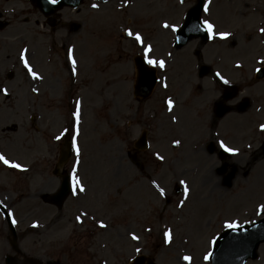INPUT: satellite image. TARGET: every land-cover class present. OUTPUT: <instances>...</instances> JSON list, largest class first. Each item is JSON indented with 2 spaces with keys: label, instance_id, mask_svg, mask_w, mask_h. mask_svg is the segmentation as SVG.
Returning a JSON list of instances; mask_svg holds the SVG:
<instances>
[{
  "label": "rangeland",
  "instance_id": "374dc122",
  "mask_svg": "<svg viewBox=\"0 0 264 264\" xmlns=\"http://www.w3.org/2000/svg\"><path fill=\"white\" fill-rule=\"evenodd\" d=\"M116 1L121 4L124 2L127 6L119 5L121 9H118ZM194 1L190 0L181 6L175 0H84L76 10L60 11L57 25L50 28L44 23L38 10L27 0H0V17L9 23L6 29L0 31V43L4 42L7 52L4 55L3 50L0 52V68L4 66L6 55L9 57L14 55V62L17 65L15 72L21 71V78L25 82L24 96L26 95L28 104L33 102V106L35 104L41 106L43 132L41 157L44 166L55 164L53 137L59 135L63 129L71 127V110L72 108L75 110L77 101L80 102L77 136L80 155L76 157L72 153L64 168L71 173L73 164L79 161L76 175L86 191L83 194L78 193L75 197L69 196L64 205L62 218L72 215L75 204L84 199L90 204H102V211L97 209L96 212L102 215V221L106 225L102 230V258L100 257L104 264H118L120 259L126 264L136 255V247L141 248L140 255L152 258L155 264H185L181 259L185 255L191 258L188 264H210L202 256L205 257L210 252L211 242L225 229V223L236 222L240 225L256 220L259 217L257 209L264 205L262 158H257V161L249 166L247 163L249 152H238L235 157L227 159L229 167L221 174L216 171V167H220L223 161L205 151L203 144L208 141H213L216 145L218 140H222L231 148L237 147L233 144L235 141L224 138V135H234V132L227 128V122L232 121L234 117L229 116L225 122L218 124L215 131L217 135L200 138L198 144H201L202 148H199L201 151L197 155H194L193 145L185 144L183 147L182 137L170 136L185 135L182 132L186 125H189L190 139L193 141L199 139L197 135H192V132L198 129L196 124L199 123L196 108L201 104L205 105L204 98L211 93L208 86L199 97L192 93L193 87L198 83L191 70L187 72L190 63L185 53L172 54L171 57L175 60L178 55L173 65L170 87L180 100V105H177L174 112L178 123L166 126L163 135H154L155 132L148 134L150 148L145 154L149 156L148 169L145 171L152 176L151 181L165 190L169 203L165 204L164 199L150 186L146 176L133 168L126 157V152L132 149L140 130H147L152 124L149 115L154 114L158 107L162 108L161 101L165 94L157 86L147 102H136L129 95V87L125 83H121L122 89L115 88L120 78L129 80L134 78L132 60L135 55L142 53V49L136 47L124 32L127 29L144 36L154 47L153 58L158 59L157 57L164 55L165 52L173 51L172 34L169 29L162 30L160 23L169 21L170 24L180 26L181 22V18L173 23L168 18L157 16L159 5L165 4L169 11L173 12L172 17L178 18L176 14L179 13L182 17L185 9ZM250 3L256 5L255 7L262 6L264 0H250ZM93 4L97 7L93 8ZM213 12L221 17L217 25L237 32L238 39L236 46L229 47L227 55L220 56V60H217L214 47H205L204 60L216 67L223 66L231 57L246 58L255 55L257 50L248 47L249 44L242 34V29L246 30L247 27L246 25L241 27L244 23V12L240 10L239 0H218ZM71 24L78 27L73 28ZM78 34V41H83L84 46L77 42ZM255 35L262 44L263 38ZM53 42L56 43L58 48L55 47V50L58 49L59 53L54 50ZM253 42L252 40L250 44ZM66 45L67 47L72 45L75 49V67L80 79L77 82V78L71 75L73 67L67 63L64 56ZM202 47L198 40H194L185 46L183 52L201 50ZM20 49L27 50L25 57L33 72L41 76L40 80L29 76L28 70L18 61ZM48 51L49 65L46 67L43 58ZM262 55L261 50L259 57ZM42 68L46 72L45 76L42 74ZM169 71L170 69L164 73L167 78ZM17 76L20 77V74ZM101 76L102 101L99 95ZM209 78L205 81L208 82ZM4 84L14 88L18 81L9 80V83ZM36 90L39 95L35 99ZM160 114L161 111L158 110L156 118H159ZM258 120L260 123L264 121V117ZM156 123L155 119V125ZM155 127L153 124L152 130ZM262 138L264 135L259 137L255 135L252 148H257ZM60 142L61 139L58 140V148ZM171 142H175L177 148L181 144L178 155L172 150ZM15 148L12 145L7 149L10 151V158L19 152V149ZM2 149L3 145L0 146V150ZM37 152L28 151L26 160L24 154L20 153L21 160L18 163L22 167L24 163L28 166L29 161L34 156L37 157ZM157 154L163 156L165 161L173 155L179 157L176 167L171 168L175 171L173 175L168 171L167 165L155 159ZM232 166L236 168L239 166L238 176L231 181L228 188L224 185L223 179L231 171ZM29 170L30 166L27 167L25 177L20 178V185L15 184V188L12 187L11 190L0 189V202L6 205L8 211L10 208L15 209L13 219L16 221V229L24 230L19 232L23 233V236L19 237L21 253L18 258L21 262L24 258L28 261L34 257L40 246L42 248L57 246L60 241L67 238L71 227L64 225L63 229L57 230L54 234L53 229L49 230L41 237V242L34 233L35 228L30 227V224L36 222L34 211L31 214L29 212L30 208H34L31 205L33 202H17L18 204L13 206L17 198L22 196L20 193L23 192L21 189L24 186L30 193L38 189L35 168L32 167L30 172ZM6 172H0V185L4 181H13V175ZM181 180L185 181L190 194L184 205L177 207L178 203L184 200ZM10 184L14 185L13 182ZM175 186L180 187L179 194L174 193ZM53 188L55 184L49 191ZM8 197H15L16 200L9 202L6 200ZM121 213L125 216L119 217ZM42 216L46 221L52 219L46 211L42 212ZM25 227L28 228L25 230ZM3 228V218L0 215V264H3L4 255L8 250ZM145 228L151 231L146 232ZM166 230L170 231L172 236V241L167 246L163 243V232ZM132 234L139 237L138 242L131 240ZM247 264H264V243L258 249V257L249 260Z\"/></svg>",
  "mask_w": 264,
  "mask_h": 264
},
{
  "label": "flooded vegetation",
  "instance_id": "af4514ba",
  "mask_svg": "<svg viewBox=\"0 0 264 264\" xmlns=\"http://www.w3.org/2000/svg\"><path fill=\"white\" fill-rule=\"evenodd\" d=\"M232 58L233 57H231L230 59ZM230 73H231V70L229 68H227L224 71V74L226 75H229ZM217 84L218 82L208 86L210 87L211 93L209 94L207 98H205V100H208L210 99V97L217 94L216 99L212 103V106L215 105V107H213L211 114H210V121H209L210 127L198 128V130L192 132V135H215L214 130L218 123V120L216 119L217 116H216V111H215L216 103L219 101L222 102V99L224 98V96L230 95L229 89L226 86H224L223 84H219V85ZM204 91L205 90L202 89L201 86H197L195 89H193L192 93L195 94L197 97H199L201 93ZM243 92L244 90L237 86L235 92L233 93L232 98L227 103H225V105L229 108V113L238 115V116L244 115V114H251L252 118H255L256 116L259 119L263 118L264 117V106L260 104L259 101L261 100L258 99L259 97L262 96V93H260L259 91H256V92L252 91L247 95H243L242 94ZM242 103L247 104V106L243 110H241ZM40 107L41 106L38 105V115L36 116V122L34 126L36 130H35V135L33 137V135H27L28 132L24 124V119L21 116V111L23 107L21 109H18V113L16 114L13 108L6 107V106H0V112L7 109L8 112L10 113L8 120H10L11 118L13 119L11 123L0 127V144H3V146L6 147L7 149L11 147L12 145L16 147L15 149H18L21 143L23 142L17 141V139L19 138V136L17 135H22V137L24 138L23 139L24 143L28 142L30 149H31V145L33 142V138H34L35 143H36V149L39 150L41 132H38L39 130H37L36 123L37 122L41 123L42 116H41ZM200 108L203 109L205 108V106L201 104L199 108H196L197 113H199V115L201 114V112L198 111V109ZM154 116H155V110H154V114H152L153 118ZM151 120L153 122V119ZM251 126L252 125L248 127V131H247L249 135H264L263 133L257 132L256 126L254 125L252 127ZM198 127L200 126L198 125ZM199 131H201V133ZM189 135L191 134L189 133ZM28 136H29V139H27ZM5 155H7V153ZM137 155L142 165L148 163L147 158H142L141 154L140 155L137 154ZM39 169L40 168H38V170ZM37 172H38L37 179L38 181H40L41 175H42V169H40ZM234 172H235V168H234ZM8 174L13 175L14 186L15 184L20 185L21 184L20 178L25 177V174L24 175L16 174L14 171L8 172ZM35 201H37V198L35 199ZM13 205H15V203ZM35 211L42 212V199L40 198H38V203L35 204ZM61 217H62L61 214H57L54 217V219L50 220L51 222H48L49 224L46 225V230L52 226L62 227L64 226V224H69L70 222H72L71 219H68V218L63 219ZM91 226L92 225L89 220V221L82 223L80 226L75 227V230H73L72 236L69 237L70 239L66 242V244L64 246H61V248L56 249V251L51 252L50 259L43 258L42 255L38 254L36 256V259L34 260L35 262L34 264H102V262H98V255H97L99 253L98 238L100 237V234H95L92 231H90ZM43 229H44L43 225L38 226L36 229V236L39 237L40 239L44 233ZM41 249H38V250L41 251ZM16 252L18 251L16 250ZM23 264H25L24 261H23Z\"/></svg>",
  "mask_w": 264,
  "mask_h": 264
},
{
  "label": "snow or ice",
  "instance_id": "6c2138e0",
  "mask_svg": "<svg viewBox=\"0 0 264 264\" xmlns=\"http://www.w3.org/2000/svg\"><path fill=\"white\" fill-rule=\"evenodd\" d=\"M180 3H183L184 0H179ZM47 3L49 4H56L58 3V0H47ZM208 4H209V0H203V11L205 13V15H207L208 13ZM93 8H96L97 5L93 4L92 5ZM161 27L168 29L169 27H171V31L173 33L177 32V28L174 25H169L167 23L162 24ZM198 31H203L207 34V37L209 40H212L214 38H218L220 40H225L227 39V37L230 35V33L227 32H219V33H215L214 35V25L212 23H210L207 19H203L199 21V24L197 26ZM262 34H264V28H261L259 30ZM124 35L131 38L132 40L135 41V44L137 46H140V48L142 49V57H143V63L144 65L148 66L149 68H159L161 71H164L165 69V65H166V61L163 59H155L153 58V47L151 44L145 43L143 37L139 34V33H133L130 30H125ZM26 49L21 51L19 54V59L20 62L22 63L23 67L25 69L28 70V74L29 76H31L33 79H41L40 76H38L36 73L33 72V70L31 69V67L29 66V63L25 57V53H26ZM72 49H69V62L72 64L73 69H75V60L72 58L71 53H72ZM170 55V54H169ZM258 63H260L258 61ZM237 68L240 67L239 64L236 65ZM257 71H259V69H257ZM73 76L76 75V72L73 71ZM214 75L216 76V78L220 81V83L227 85L229 84V81L227 79H224L220 73H214ZM164 87H166L167 85H163ZM0 92H3L5 95H7V92L4 89H0ZM168 110L171 112L173 110V102L171 99L165 101ZM80 102L77 101L76 102V108L75 110L72 112V118H73V125H72V144H71V148H72V153L74 156L78 157L80 155V150L77 144V136L79 135V130H78V125H79V120H80ZM173 123L176 122L175 117L172 118ZM259 130L261 132H264V124H261L259 127ZM65 135V132H61L60 135H57L55 137L56 140H60L63 136ZM177 144L179 143L178 141L176 142ZM217 144L219 146V148L224 152L227 153L230 156H236L238 155L236 149L231 148L229 146H227L222 140H218ZM155 159L157 161H163V157L159 154H157L155 156ZM79 161L77 160L73 166H72V171L70 173V184H71V189H72V195L75 197L79 194H83L85 193L86 189L81 185L80 180L78 179L77 175H76V171H77V165H78ZM0 164L5 165L8 168H12V169H16L18 171L24 172L27 171V169H24L21 165L14 163V162H10L8 159H6L3 155H0ZM180 185L183 188V194H184V200H181L177 207H182L185 203V201L188 199L189 196V188L187 187L185 181L181 180L180 181ZM152 187L156 190V192L159 194V196L161 198H164L166 193L165 190L163 188H161L156 182H152ZM0 207H3V205H0ZM264 213V206L260 207L257 209V215H260ZM86 213H81L80 216H78L76 218L77 223H82L81 221V217L82 216H86ZM8 218L11 220V223L13 224V226H15L16 221L14 219H12L13 214L11 212L7 213ZM32 227H37L36 224H33ZM98 227L100 228H105L106 225L103 223L98 224ZM224 227L228 230H232L235 231L239 226L237 225L236 222H231V223H225ZM146 232H150L151 230L148 228H145ZM131 240L134 242H138L139 241V237L135 234L131 235ZM172 241V236L170 231H164L163 232V243L164 245H169ZM135 251L137 254H139L141 252V248L136 247ZM181 259L183 261H185V264H188V262L190 261V257L185 255L182 256ZM205 260L208 259V256L206 255L204 257Z\"/></svg>",
  "mask_w": 264,
  "mask_h": 264
},
{
  "label": "water",
  "instance_id": "95a60500",
  "mask_svg": "<svg viewBox=\"0 0 264 264\" xmlns=\"http://www.w3.org/2000/svg\"><path fill=\"white\" fill-rule=\"evenodd\" d=\"M79 2L80 0H62L58 5H53L37 0V5L44 13L49 14L62 5L76 7ZM65 145L68 149V144ZM67 192L68 181L64 177L57 199L64 198ZM261 242H264V219L248 227L225 231L217 239L210 261L212 264H245L248 258L256 257V249ZM141 259L135 260L136 263Z\"/></svg>",
  "mask_w": 264,
  "mask_h": 264
},
{
  "label": "bare ground",
  "instance_id": "6f19581e",
  "mask_svg": "<svg viewBox=\"0 0 264 264\" xmlns=\"http://www.w3.org/2000/svg\"><path fill=\"white\" fill-rule=\"evenodd\" d=\"M163 11H160V12H158V14H157V16H159V17H163V13H162ZM163 30V29H162ZM164 30H167V29H164ZM190 30H193V25H191L190 26ZM175 110H176V107H174L173 108V110H172V112H175ZM188 143H189V145H194V143L193 142H191V141H187ZM190 194V193H189ZM198 245H200V242L198 243Z\"/></svg>",
  "mask_w": 264,
  "mask_h": 264
}]
</instances>
